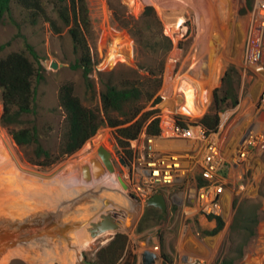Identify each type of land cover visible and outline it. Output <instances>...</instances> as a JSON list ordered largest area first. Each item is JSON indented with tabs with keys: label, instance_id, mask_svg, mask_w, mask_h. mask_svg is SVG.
<instances>
[{
	"label": "rangeland",
	"instance_id": "rangeland-1",
	"mask_svg": "<svg viewBox=\"0 0 264 264\" xmlns=\"http://www.w3.org/2000/svg\"><path fill=\"white\" fill-rule=\"evenodd\" d=\"M56 2L42 0V6L45 15L62 27ZM260 2L264 0H86L91 20L88 43L94 63L90 90L82 72L71 68L75 55L68 28L57 33L44 16L33 23L13 4V20L6 17L0 22V58L23 53L43 69V78L36 88L37 114L22 117L20 124L9 129L0 121V229L28 231L22 241L2 252L0 264H94L96 253L116 234L127 239L118 264H141L146 250L156 254L155 264H219L225 259H233V264H264V148H254L244 161L234 158L247 129L264 133V17L257 15ZM147 7L153 8V13L143 16ZM52 62L57 63V70L50 68ZM229 68L239 74V104L219 114L218 131L209 139L203 137L193 151L181 147L182 143L155 144L161 154H188L197 159L204 157L209 144L219 146L225 154L214 173L215 185L222 188L221 197L216 198L219 207L204 209L197 203L199 190L210 184L202 179L200 184L194 172L186 173L182 183L170 189L153 191L145 201L130 199L132 166L149 159L151 144L143 136L130 143L132 157L127 159L117 146L114 129L103 125L79 151L42 169L28 161L33 146H18L10 133L35 125L42 145L58 152L65 124V113L58 103L63 84H72L85 106L100 111L99 93L104 83L141 85L150 72H161L152 77L161 78L155 95L161 98L157 106L160 115L172 94L184 91L187 98L183 107L189 113L183 109L184 113L177 115L195 123L209 111L213 91L220 87ZM152 100L143 101L145 110L152 109ZM2 113L0 96V119ZM100 146L112 154L113 173L104 172L97 154ZM93 159L98 160V171L93 166L91 178H83L82 167ZM157 193L165 198L164 213L146 206ZM235 201L237 206L244 204L256 211V230L247 240L230 230ZM117 207L129 213L136 208L127 229L92 237V224L104 216L109 218L107 210ZM209 214L219 216L224 223L213 235L208 233L215 229L216 220H209ZM90 238L94 239L91 245L80 248Z\"/></svg>",
	"mask_w": 264,
	"mask_h": 264
},
{
	"label": "trees",
	"instance_id": "trees-1",
	"mask_svg": "<svg viewBox=\"0 0 264 264\" xmlns=\"http://www.w3.org/2000/svg\"><path fill=\"white\" fill-rule=\"evenodd\" d=\"M13 4L26 12L33 23H36L40 16H44L55 32L60 33L62 29L68 28L75 55V62L71 68L82 72L84 82L90 90L94 63L88 43L91 20L86 0L56 2L55 11L62 27H58L55 21L45 15L42 0H0V22H3L6 17L13 20ZM151 13L153 8L147 7L143 16ZM168 46H170L169 42ZM27 47L30 54L38 60L32 48ZM42 71L40 66L36 67L23 53H10L0 58V96L3 104L0 121L5 128L9 129L13 125L20 124L24 116L37 114L39 106L36 88L42 81ZM158 74L150 72L151 76L147 78L145 84L141 85L124 82L121 87H117L111 83H104L99 93L100 111L85 106L75 95L72 84H63L59 90L58 103L65 113V124L58 152H52L42 145L35 125L11 130L12 139L18 146H33L29 163L47 169L79 151L88 140L95 136L101 126L106 125L114 129L117 146L123 149L128 156L126 158L129 159L132 157L129 149L132 141L137 140L142 133L150 137H157L160 133L158 117L160 110L157 106L161 98L155 95L160 89L161 78H152ZM238 79L239 74L236 69L226 70L221 78L220 87L213 91L209 111L197 123L189 125L178 117L177 126L181 130H187L189 126L195 129L200 125L205 130L206 136L216 133L220 123L219 114L239 104ZM144 85L148 88L146 92ZM151 100L152 109L145 110L143 101ZM198 179L200 184H203L201 178ZM233 208L235 214L230 226L231 232L244 235L245 240L251 238L258 223L255 209L247 208L244 204L237 206L236 201L233 203ZM207 218L216 220L215 229L208 234H216L223 228L224 223L219 216L210 214ZM245 240L239 246L240 255L246 243ZM126 246V236L116 234L107 246L96 253L94 264H118L125 254ZM233 262V259H225L219 264H233Z\"/></svg>",
	"mask_w": 264,
	"mask_h": 264
},
{
	"label": "built area",
	"instance_id": "built-area-1",
	"mask_svg": "<svg viewBox=\"0 0 264 264\" xmlns=\"http://www.w3.org/2000/svg\"><path fill=\"white\" fill-rule=\"evenodd\" d=\"M257 8V15L262 19L264 17V2H260ZM183 93L184 91L174 92L170 100L166 102L162 114L160 115L159 113L160 133L157 137H150L144 133L140 135L151 144V147L148 161L138 163L136 168L132 166L129 180L130 196L136 200L145 201L153 191L160 188L170 189L182 183L186 173L194 172L203 181L210 184L209 187L205 186L199 190L200 198H197V203L204 207V209L219 207L220 204L218 200L216 201V198L221 197L222 188L220 184L215 185L214 173L217 165L225 156V154H221L219 146L209 144L207 153L201 159L188 157V154L184 157L176 153L161 154L160 150L155 146L157 142L168 141L173 145L182 143L181 147L193 151V148L198 146L203 137L209 139V136L205 135V130L200 125L195 129L189 126L187 130H181L177 126L178 117L187 125L192 123L186 122L184 118L177 115V113H184V111L185 113H189V110H185V107H183L185 98H187V95ZM241 144V149L237 150L234 154V158L238 161L246 160L247 154L254 148L258 150L264 148L263 130L257 128L247 129Z\"/></svg>",
	"mask_w": 264,
	"mask_h": 264
},
{
	"label": "water",
	"instance_id": "water-1",
	"mask_svg": "<svg viewBox=\"0 0 264 264\" xmlns=\"http://www.w3.org/2000/svg\"><path fill=\"white\" fill-rule=\"evenodd\" d=\"M50 68L53 70H57L58 66L56 62H52L50 64ZM97 154L101 160V165L104 169V172H109V173H113L115 171L113 162H112V154L105 149L103 146H100L97 150ZM98 163V160L93 159L90 164H85L82 167V174H83V178H91L92 173L90 172L91 169L93 168V166H95V168L93 170H95L96 172L98 171V168L96 166V164ZM119 181L121 183V185L123 186V188H126V185L123 183L122 179L119 178ZM130 199H134L132 196H129ZM146 206H152L155 208H158L162 211V213H164L165 208H166V202H165V198L162 194H155L154 196L150 197L147 202H146ZM46 224H42L41 226H45ZM47 226V225H46ZM52 226V223L48 224V228ZM37 227H35L34 229H36ZM116 228V226L113 223L107 222L106 220H103L99 223H94L92 224V229L90 231V233L93 235L95 233L98 232H105L107 230H112ZM23 232V233H21ZM28 231H22V230H3L0 229V255L2 254V252H4L5 250H7L8 248L12 247L15 243H17L18 241H22L23 239V235L27 234ZM142 258V263L141 264H155L156 260H157V256L154 252L150 251V250H146L144 251V253L141 256Z\"/></svg>",
	"mask_w": 264,
	"mask_h": 264
},
{
	"label": "bare ground",
	"instance_id": "bare-ground-1",
	"mask_svg": "<svg viewBox=\"0 0 264 264\" xmlns=\"http://www.w3.org/2000/svg\"><path fill=\"white\" fill-rule=\"evenodd\" d=\"M258 22V21H257ZM258 26V25H257ZM257 37V36H256ZM123 201H125V200H123ZM122 206V204L120 205V207ZM112 208V210H107V212L109 213V215H110V217L108 218V215L107 216H104L103 217V220H106L107 222H110V223H113L115 226H116V228H114V229H112V231L113 230H117V229H122V230H125V229H127V227L130 225V223H131V219L134 217V215H135V213H136V208H135V210H133V213H129L128 211H124V210H122L121 208ZM100 210H101V208H100ZM136 216V215H135ZM101 218V217H100ZM102 220V221H103ZM100 222V221H99ZM98 222V223H99ZM93 223V222H92ZM91 223V224H92ZM79 225V224H78ZM81 227H86V226H81ZM80 227V228H81ZM66 229V228H65ZM87 229V228H86ZM70 230V229H69ZM88 230V229H87ZM74 231V230H73ZM108 231V230H107ZM107 231H105V232H102V234H106L107 233ZM67 232V231H66ZM75 232H77L76 230H75ZM79 232V231H78ZM77 232V233H78ZM99 233H101V232H98V233H95V234H93V235H91L92 237H94V238H96L97 237V234H99ZM70 234V233H69ZM91 234V233H90ZM60 235V234H59ZM65 235V234H64ZM68 235V234H67ZM61 236V235H60ZM83 239V238H82ZM92 238H90V240H88L87 242H85V244H82L83 246L82 247H80V248H83L84 249V247H88V246H90L91 245V243L94 241V239H92ZM26 240H28L27 238H26ZM35 240V239H34ZM86 240V239H85ZM33 241V240H32ZM31 241V242H32ZM64 242H66V241H64ZM63 242V243H64ZM35 243V242H34ZM46 243V242H45ZM61 243V242H60ZM62 243V244H63ZM31 244V243H30ZM75 244V243H74ZM68 245H69V247H74L71 243H68ZM76 245H78V244H76ZM23 246V245H22ZM64 246V245H63ZM53 247V246H52ZM65 247V246H64ZM68 247V248H69ZM78 247V246H77ZM24 248V247H23ZM22 248V249H23ZM34 248V247H33ZM67 248V247H66ZM79 248V249H80ZM29 249V248H28ZM49 249V248H48ZM64 249V248H63ZM78 248L77 249H75V252H76V254H77V256L79 257V254H78V250H79ZM33 250V249H32ZM71 250V249H70ZM22 251V250H21ZM26 251V250H25ZM24 251V252H25ZM29 251V250H28ZM41 251V250H40ZM45 251V250H44ZM11 252H12V250H11ZM14 252H16V251H14ZM17 253V252H16ZM35 253V252H34ZM74 253V252H73ZM4 254V253H3ZM10 254H12V253H10ZM27 254V253H26ZM75 254V255H76ZM2 255V254H1ZM7 255V254H6ZM29 255V254H28ZM5 256V255H4ZM3 256V257H4ZM31 256V255H30ZM69 256V255H68ZM2 257V256H1ZM6 257H8V256H6ZM36 257V255L34 256V258ZM28 258V257H27ZM68 257H66V259H67ZM35 259H37V258H35ZM40 260V259H39ZM39 260H38V262H39ZM41 261V260H40ZM71 261V260H70ZM69 261V262H70ZM43 262V261H42ZM47 262V261H46ZM68 262V263H69ZM72 262V261H71ZM70 262V263H71ZM69 263V264H70ZM76 263V262H75ZM48 264V263H47Z\"/></svg>",
	"mask_w": 264,
	"mask_h": 264
}]
</instances>
